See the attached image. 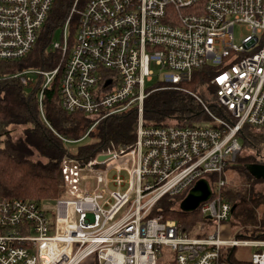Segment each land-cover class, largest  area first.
<instances>
[{"label": "built area", "instance_id": "2783aa9c", "mask_svg": "<svg viewBox=\"0 0 264 264\" xmlns=\"http://www.w3.org/2000/svg\"><path fill=\"white\" fill-rule=\"evenodd\" d=\"M55 2L0 0V62L35 48ZM60 27L61 42L51 45L62 63L13 77L26 86L41 76L43 90L59 78L63 109L85 113L94 125L137 107L136 141L109 147L84 166L70 159L95 186L86 193L66 188V196L54 200L55 212L0 198V264H82L88 258L95 264H231L225 251L246 244L256 248L252 263L264 264V241L220 235L233 213L224 171L242 152L239 134L246 126L264 127V0H76ZM153 63L165 71L150 87ZM204 73L220 114L187 88ZM165 88L196 97L208 122L145 125V100ZM201 178L212 187V197L198 208L213 221L208 236L191 237L175 220L147 218L161 197L187 194Z\"/></svg>", "mask_w": 264, "mask_h": 264}, {"label": "trees", "instance_id": "16d2710c", "mask_svg": "<svg viewBox=\"0 0 264 264\" xmlns=\"http://www.w3.org/2000/svg\"><path fill=\"white\" fill-rule=\"evenodd\" d=\"M75 1L56 0L35 48L21 59L0 62L1 199L22 198L42 204V201L65 197L67 185L64 162L67 158L84 166L109 147L125 148L136 141L137 107L131 106L94 125L96 119L85 113H70L63 109L59 78L43 90L45 79L41 76H35L26 86L19 78L13 77L31 68L52 70L62 63L61 54L49 49L55 30L64 24ZM83 3L80 1V6ZM208 81L204 73L197 75L186 85L220 114L222 112L213 99L214 88L208 85ZM208 91L213 98L207 97ZM208 120L198 99L183 91L159 89L145 100L144 124L147 126H194ZM19 130L22 133L17 137L14 133ZM263 132L264 127H245L239 134L243 141L242 152L232 164L252 178L251 185L245 188L230 180L224 187L225 200L234 208L228 221L232 226L238 227L236 238L239 240L264 241V194L254 190V184L262 179H254L248 170V165L255 161L264 165ZM86 137H90L91 141L77 150L67 148L68 143ZM185 195L186 191L161 197L151 208L147 218L175 220L181 230L191 237L208 236L212 231L213 221L203 216L200 210L191 213L182 211L180 203ZM201 225L207 227L205 231L200 230ZM89 259L95 263L93 258ZM229 259L235 261L233 253L229 255Z\"/></svg>", "mask_w": 264, "mask_h": 264}, {"label": "rangeland", "instance_id": "374dc122", "mask_svg": "<svg viewBox=\"0 0 264 264\" xmlns=\"http://www.w3.org/2000/svg\"><path fill=\"white\" fill-rule=\"evenodd\" d=\"M236 39L238 40L240 38V28L236 27L235 30ZM62 37V27H59L55 30L54 36H53V42H61ZM50 51L52 50V45L50 46ZM152 68L155 70V76L154 81L147 82V86H154L158 84V82L162 81V73L165 71V69L160 68L156 64H152ZM36 69V68H31ZM19 72V71H18ZM188 88V87H187ZM189 89V88H188ZM190 90V89H189ZM207 97L213 98V95L208 91ZM214 99V98H213ZM22 133V131L15 132V136H19ZM264 135V132H263ZM91 141L90 137H86L85 139H81L80 141H74L67 144V148L72 150H77L78 147L87 144ZM241 143H243L242 140H240ZM44 160V158H42ZM113 162H110L111 165ZM122 162L117 161L113 164H121ZM112 166V165H111ZM116 173V170L114 168L111 169L109 173V178H112L114 174ZM123 175H127V173L124 171ZM224 177L227 181L234 180L236 183H239L242 187L248 188L251 185V177H249L247 174L242 173L238 168L233 167L232 164H230L224 171ZM254 177V176H253ZM64 178L65 182L68 187H72L76 190L77 193L83 192L86 193L88 191H91L95 186V180L92 177V175L88 171H80L78 169V165L71 162L70 159H66L64 162ZM255 179V177H254ZM258 180V179H256ZM112 188H115V186L112 184ZM254 190L257 193H263L264 194V179L258 180L257 183L254 184ZM125 188V187H124ZM178 205V204H177ZM42 206L46 211L55 212L57 209V202L56 201H42ZM179 207V205H178ZM232 222V221H231ZM207 228V227H206ZM213 227L211 228V230ZM238 227L232 226L230 221L224 222L220 227V235L223 238H236ZM241 249V248H240ZM86 264H93L92 259H89L85 262ZM84 263V264H85Z\"/></svg>", "mask_w": 264, "mask_h": 264}, {"label": "water", "instance_id": "95a60500", "mask_svg": "<svg viewBox=\"0 0 264 264\" xmlns=\"http://www.w3.org/2000/svg\"><path fill=\"white\" fill-rule=\"evenodd\" d=\"M109 84V82L107 83ZM106 155H100L99 160L106 159ZM248 170L256 179H264V165L250 164ZM212 197V187L206 178H201L188 191L186 196L180 203V209L186 213H191L198 210L199 206L208 201ZM234 209V208H233Z\"/></svg>", "mask_w": 264, "mask_h": 264}, {"label": "crops", "instance_id": "0c3cea01", "mask_svg": "<svg viewBox=\"0 0 264 264\" xmlns=\"http://www.w3.org/2000/svg\"><path fill=\"white\" fill-rule=\"evenodd\" d=\"M255 251H256L255 247H252L250 244H246V245H241V246L227 249L225 251V257H227L228 262H230L231 264H235V262L253 264L251 258ZM231 253H233V257L235 261H231L229 259V255ZM85 262L86 261H84L82 264H84ZM93 264L95 263L93 262Z\"/></svg>", "mask_w": 264, "mask_h": 264}, {"label": "flooded vegetation", "instance_id": "af4514ba", "mask_svg": "<svg viewBox=\"0 0 264 264\" xmlns=\"http://www.w3.org/2000/svg\"><path fill=\"white\" fill-rule=\"evenodd\" d=\"M252 164H261V163H259L258 161H255V162H253Z\"/></svg>", "mask_w": 264, "mask_h": 264}]
</instances>
